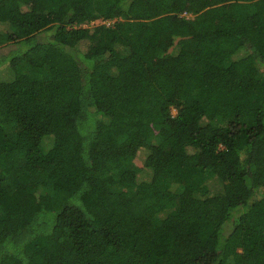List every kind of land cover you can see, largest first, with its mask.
I'll use <instances>...</instances> for the list:
<instances>
[{"label": "trees", "instance_id": "obj_1", "mask_svg": "<svg viewBox=\"0 0 264 264\" xmlns=\"http://www.w3.org/2000/svg\"><path fill=\"white\" fill-rule=\"evenodd\" d=\"M0 264H264V0H0Z\"/></svg>", "mask_w": 264, "mask_h": 264}, {"label": "rangeland", "instance_id": "obj_2", "mask_svg": "<svg viewBox=\"0 0 264 264\" xmlns=\"http://www.w3.org/2000/svg\"><path fill=\"white\" fill-rule=\"evenodd\" d=\"M191 16H193V15H192V14H187V17H191ZM98 22H99V21H97L96 23H98ZM84 26H87V25L85 24ZM89 26H90V27L94 26V23H91ZM139 153L142 154V151L139 152ZM141 157H143V156H141Z\"/></svg>", "mask_w": 264, "mask_h": 264}]
</instances>
